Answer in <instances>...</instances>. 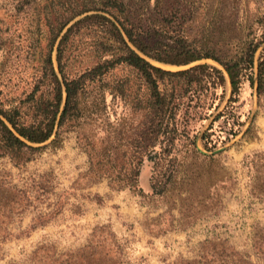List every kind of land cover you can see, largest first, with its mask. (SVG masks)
I'll use <instances>...</instances> for the list:
<instances>
[{
  "label": "rangeland",
  "instance_id": "374dc122",
  "mask_svg": "<svg viewBox=\"0 0 264 264\" xmlns=\"http://www.w3.org/2000/svg\"><path fill=\"white\" fill-rule=\"evenodd\" d=\"M126 1L148 17L147 22L192 34L221 24L234 28L245 22L248 6L252 14L257 7L264 11V0ZM38 8V2L22 5L20 0H0L2 99L25 97L34 87L46 45V36L36 30ZM92 37L86 34L69 44L65 60L70 76L96 62ZM228 38L218 32L213 37ZM150 60L171 71L205 62L220 67L211 58L188 65ZM178 81L167 77L165 85L171 88ZM230 90L228 85L223 98L218 87L207 102L195 96L185 118L192 136L197 133L198 148L208 156L197 160L190 155L191 143H182L170 163L179 173L168 192L160 191L155 160L147 158L141 168L142 193L111 188L108 178L97 182L84 178L90 162L79 140V127L63 131L59 138L53 135L43 143H32L38 149L27 162L15 164L10 156H0V264H38V249L41 256H59L79 251L100 237L104 244L111 243V237L116 241L118 264H212L211 255L202 256L205 252L218 255V244L212 245L218 242L261 264L254 241L257 231L264 229V93L260 95L247 80L242 84L235 103L238 133L233 135L232 123L218 117ZM107 101L109 109L116 106L110 95ZM111 112L114 120L116 114ZM85 131L92 137L104 134L98 121ZM206 131L209 149L203 145Z\"/></svg>",
  "mask_w": 264,
  "mask_h": 264
},
{
  "label": "trees",
  "instance_id": "16d2710c",
  "mask_svg": "<svg viewBox=\"0 0 264 264\" xmlns=\"http://www.w3.org/2000/svg\"><path fill=\"white\" fill-rule=\"evenodd\" d=\"M35 2L41 5L34 12L36 30L46 36L41 69L25 97L0 98V156H10L15 164L31 159L38 149L32 143H43L53 135L59 138L63 131L79 127V140L90 162L84 178L91 182L108 178L111 188L142 193L140 175L147 158L155 160L160 191L168 192L179 173L170 163L182 143H191L193 158L203 160L208 156L198 148L197 133L192 136L185 118L195 96L197 101L207 102L219 87L224 98L230 82L228 103L218 117L232 123L230 133L236 135L235 103L242 84L247 80L260 95L264 93V11H258V7L254 14L246 7L245 22L234 28L221 24L206 33L192 34L147 22L149 18L133 10L126 0H20L22 5ZM217 32L229 40H214ZM86 34L93 35L91 51L97 60L70 76L65 52L77 37L82 39ZM203 58H211L223 68L205 62L171 71L150 60L188 65ZM167 77H178L179 81L169 88L165 85ZM108 95L111 101H117L111 109ZM97 121L104 134L92 137L85 128ZM209 136L208 131L202 135L207 149ZM55 142L53 139L52 144ZM261 230L255 235L254 246L264 264ZM116 244L112 237L109 244L100 237L79 251L59 256H41L38 249V264H118ZM216 244L218 255L205 252L202 256L211 255L212 264H259L225 242L213 243V248Z\"/></svg>",
  "mask_w": 264,
  "mask_h": 264
},
{
  "label": "water",
  "instance_id": "95a60500",
  "mask_svg": "<svg viewBox=\"0 0 264 264\" xmlns=\"http://www.w3.org/2000/svg\"><path fill=\"white\" fill-rule=\"evenodd\" d=\"M219 64V63H218ZM220 65V64H219ZM220 68H223L221 65H220ZM225 74H226V76H227V78H228V80H229V76H228V73H227V71H225ZM229 86H230V82H229ZM230 88H231V86H230ZM257 89V88H256Z\"/></svg>",
  "mask_w": 264,
  "mask_h": 264
}]
</instances>
